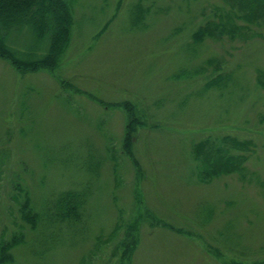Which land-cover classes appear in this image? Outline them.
Instances as JSON below:
<instances>
[{
	"label": "rangeland",
	"instance_id": "rangeland-1",
	"mask_svg": "<svg viewBox=\"0 0 264 264\" xmlns=\"http://www.w3.org/2000/svg\"><path fill=\"white\" fill-rule=\"evenodd\" d=\"M70 24L53 70L0 56L6 264H264V0H73ZM224 135L250 142L244 174L198 180Z\"/></svg>",
	"mask_w": 264,
	"mask_h": 264
},
{
	"label": "trees",
	"instance_id": "trees-1",
	"mask_svg": "<svg viewBox=\"0 0 264 264\" xmlns=\"http://www.w3.org/2000/svg\"><path fill=\"white\" fill-rule=\"evenodd\" d=\"M73 0H0V56L8 59L20 72L39 69L53 70L57 66L58 55L68 41L71 23V9ZM217 24L216 31H232L239 29L235 24ZM212 27L206 25L194 34L199 40L205 36L213 35ZM24 39V48L11 46L13 36ZM198 72V71H197ZM196 73V72H195ZM184 73H179L182 77ZM221 76L210 78L204 83L205 87L216 86ZM132 119L128 123L127 135L123 147L130 156L134 166H138L137 159L132 150V135L139 125L140 119L132 111ZM132 133V134H131ZM248 140H238L229 135L216 138L207 137L197 145L194 156L196 175L198 180L204 182L220 174L239 172L244 174L245 154L231 152V149L246 150ZM264 195V177L258 178ZM63 199L64 205L70 202L71 197ZM66 206L63 207V210ZM23 217L35 225L36 214L30 208L26 197L22 204ZM21 237L13 235L9 241L0 243V264L11 260V249L19 244Z\"/></svg>",
	"mask_w": 264,
	"mask_h": 264
}]
</instances>
